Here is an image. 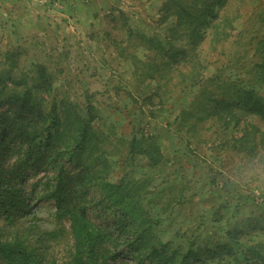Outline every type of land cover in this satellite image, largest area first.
<instances>
[{"label": "rangeland", "instance_id": "1", "mask_svg": "<svg viewBox=\"0 0 264 264\" xmlns=\"http://www.w3.org/2000/svg\"><path fill=\"white\" fill-rule=\"evenodd\" d=\"M166 1L0 0V112L35 117L54 111L58 137L67 130L74 135L91 119L86 154H67L55 169L27 168L24 204L12 223L1 215L0 240L21 239L46 264H68L76 247L71 221L58 219L56 202L46 197L58 170L78 172L79 162L97 159L94 179L76 189V212L114 237L107 263L137 264L132 260L139 257L151 264L149 245L128 247L145 229L150 246L160 241L207 264H235L232 256L206 254L209 247L223 249L229 231L239 232L238 257L264 244V117L229 106L226 87L234 81L239 89L258 90L264 0H196L200 39L197 46H188L187 38L176 44L190 57L161 102L139 75L157 57L144 39L172 37L175 17L161 23ZM211 10L216 16L210 20L205 14ZM192 75L202 76L195 87ZM260 91L264 95V84ZM26 97L28 108L10 103ZM88 109L92 117L85 116ZM11 138L6 136L10 145L18 144ZM156 149L157 158L144 151ZM102 183L109 185L108 195ZM115 199L128 210L110 208Z\"/></svg>", "mask_w": 264, "mask_h": 264}, {"label": "trees", "instance_id": "2", "mask_svg": "<svg viewBox=\"0 0 264 264\" xmlns=\"http://www.w3.org/2000/svg\"><path fill=\"white\" fill-rule=\"evenodd\" d=\"M199 5V2L196 0H167L163 6L161 23L165 24L168 18L175 17V22L170 27L173 30H168L172 37L167 36L164 40L157 37H146L144 39L149 44L147 46L153 49V53L157 55L156 59H161L160 63H158L159 60L152 59V66L149 72H141L139 75L143 79L141 84H144L146 78L149 79V89L155 90L153 99L159 96L162 102V99L169 94L165 89L169 86L170 79L175 73L182 74L183 67L180 66L186 58L190 57V53H188L190 51L185 52L183 48H176V44L186 38L188 46H190L189 42L192 46H197L198 44L200 34L197 33L196 25L202 24L201 15L198 14L201 11L196 8ZM209 16L211 20L215 19L216 15L211 10L205 14L206 18ZM209 23L210 21H207L206 25H209ZM183 51L187 54L180 61L179 57L180 55H184ZM168 63L172 66L168 67ZM262 64L264 65V62ZM199 78H202V76L192 75L189 79L191 80L190 87L197 86ZM255 79L260 80L258 90L254 86L239 89L236 87L234 81H231V85L227 83L228 86H225L229 88L228 90L232 96L228 100V105L234 108L249 110L264 117V95L260 91L264 84V72L259 70ZM150 99L152 100V97ZM207 100L203 102H207ZM13 102L21 103L22 109H24L29 106L28 102H31V99L30 97L23 98L22 100L18 98L10 103ZM31 109L33 112L32 107ZM26 111V109L23 110V112ZM85 116L92 117L93 110L88 109ZM48 118L50 119L48 120ZM90 122L91 119L86 124L80 123L74 135H72L73 131L69 134L70 131L67 130L64 132V137H58L60 131L56 128L58 126V118L54 111H51L46 116L39 112L35 117L24 115V113L11 117L9 115L5 116L0 112V219L2 214L6 216L10 215V222L12 223L14 221L13 218L16 216L15 212L23 206L25 197L22 186L27 176L28 167L39 165L43 166V168L55 169L58 160L67 154V157H71V159L74 156L86 154L83 153L86 150L84 149V140L89 136L87 127ZM228 123H231V121H228ZM7 135L12 136V140L16 138L18 144L10 145V141L6 139ZM243 140L242 138L237 140V142L240 143ZM69 141H71L72 145H69L68 148L63 147ZM144 151L149 153V156L153 158H157L156 156L159 155L157 149L152 152L149 150ZM12 158L15 159L14 162H12ZM96 161L97 159L95 163L89 165L79 162V165L76 167L79 168L78 172H71L72 170L66 171L64 168L58 170L57 176L53 179L55 182L54 191L48 193L46 197L47 201L54 200L56 202V217L58 219L68 218L71 221L70 228L75 238L76 247L72 259L68 264H109L106 258V254L108 255L107 246L113 243L114 237L104 233V227H96L78 216L76 212V189L88 186L91 183V178L93 177L94 179L96 173L93 166L96 165ZM100 187L106 195L110 193L108 184L102 183ZM120 200L117 201L115 199L111 201L110 204L112 205H110V208L120 207L121 210H128L130 205L127 206L123 200ZM7 208L10 209V212ZM80 208V210L85 209L84 205ZM23 214L25 215L27 212L24 211ZM136 222L145 224V222H140L139 219H136ZM145 231L146 229L137 234L139 243L130 242L128 243V247L137 248L143 245V248H147L149 245L147 259H149L151 264H191L196 261L199 264H207L209 262L202 257H192L190 253L182 255L179 251L166 248L160 241L156 245L150 246L151 240L145 237L146 234H143ZM238 233L229 231L227 233L229 243L223 249H219L220 246H216V249L209 247L206 254L212 259L217 257L222 259L225 256H232L235 264H264L263 243L248 248L246 251L241 250L243 253L240 257L234 253L237 245H241ZM110 254L113 257L112 252ZM0 259L3 264H46L44 260H39L38 255L21 239L0 240ZM132 262L143 264V260L139 257L133 259Z\"/></svg>", "mask_w": 264, "mask_h": 264}]
</instances>
